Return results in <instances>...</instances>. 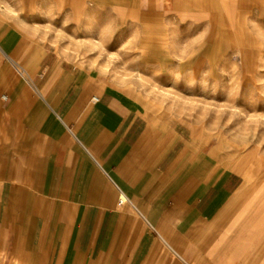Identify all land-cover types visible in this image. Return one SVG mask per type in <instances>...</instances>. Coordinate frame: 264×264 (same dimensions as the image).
<instances>
[{
    "label": "crops",
    "instance_id": "0c3cea01",
    "mask_svg": "<svg viewBox=\"0 0 264 264\" xmlns=\"http://www.w3.org/2000/svg\"><path fill=\"white\" fill-rule=\"evenodd\" d=\"M261 1L0 0V264H264L245 155L48 34H135L156 66L200 34L211 60L249 47Z\"/></svg>",
    "mask_w": 264,
    "mask_h": 264
},
{
    "label": "rangeland",
    "instance_id": "374dc122",
    "mask_svg": "<svg viewBox=\"0 0 264 264\" xmlns=\"http://www.w3.org/2000/svg\"><path fill=\"white\" fill-rule=\"evenodd\" d=\"M254 29L242 35L248 48H234L211 60L206 59L210 51L197 50L203 35H191L188 42L197 48L178 51L165 66L143 64L135 34L112 33L111 41L105 34L56 29L48 34L64 53L94 63L112 74L116 85L143 94L153 109L189 121L209 133L214 143L245 155L264 187V18ZM191 57L197 58L192 64H179Z\"/></svg>",
    "mask_w": 264,
    "mask_h": 264
},
{
    "label": "bare ground",
    "instance_id": "6f19581e",
    "mask_svg": "<svg viewBox=\"0 0 264 264\" xmlns=\"http://www.w3.org/2000/svg\"><path fill=\"white\" fill-rule=\"evenodd\" d=\"M262 1H263V0H262ZM262 1H261V2H262ZM235 19H236V18H235ZM236 21H237V20H236ZM225 143H226V142H225ZM227 144H229V143L227 142ZM238 152H239V151H238ZM240 152H241V151H240ZM224 158H225V157H224ZM237 159H238V157H237ZM235 161H236V160H235ZM254 183H255V182H254ZM251 264H252V262H251Z\"/></svg>",
    "mask_w": 264,
    "mask_h": 264
}]
</instances>
